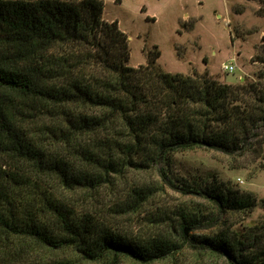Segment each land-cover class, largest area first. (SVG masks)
<instances>
[{"label":"trees","instance_id":"obj_1","mask_svg":"<svg viewBox=\"0 0 264 264\" xmlns=\"http://www.w3.org/2000/svg\"><path fill=\"white\" fill-rule=\"evenodd\" d=\"M104 5L0 0V264H118L120 258L153 264L176 258L185 243L200 251L197 264H264L260 227L188 237L185 231L202 218L185 209L159 220L170 231L137 234L79 212L54 191V181L69 190L96 189L114 182L112 174L161 160L168 176L172 151L231 152L264 125V82L235 85L208 71L173 73L153 49L146 64L133 66L129 36L117 20L103 19ZM258 13L264 16V7ZM258 59L264 64V55ZM30 103L52 107L61 119L56 128L41 129L55 145L28 129L26 121L35 118L24 112ZM181 186L221 211L252 206L231 188ZM151 192L135 187L131 196L144 204Z\"/></svg>","mask_w":264,"mask_h":264},{"label":"rangeland","instance_id":"obj_2","mask_svg":"<svg viewBox=\"0 0 264 264\" xmlns=\"http://www.w3.org/2000/svg\"><path fill=\"white\" fill-rule=\"evenodd\" d=\"M103 19L117 20L129 36L130 64L147 63L150 49L161 51L158 63L167 71L190 74L194 70L210 72L222 83L240 84L245 81L264 82V64L258 57L264 55V16L258 13L261 0H103ZM228 3V4H227ZM227 5V11H226ZM185 14H188L187 17ZM230 31L233 33L232 39ZM237 39L235 42L234 40ZM235 42V43H234ZM237 49V51H236ZM234 52H236L234 56ZM233 63L232 72L223 69ZM33 105L36 108H33ZM24 112L37 139L51 146L55 137L44 134L47 124L51 129L61 122L52 107L30 103ZM57 120V121H56ZM56 121V122H55ZM249 142L231 152L209 147H193L172 151L170 174L161 160L150 168H126L123 175L112 174L114 182L99 188L69 190L54 181V191L75 204L79 212L91 213L111 221L123 230L134 233L171 228L163 215L176 216L178 210H191L201 215L202 221L185 232L220 235L244 234L264 229V125L255 131ZM51 144V145H50ZM53 147V146H52ZM54 147H59L56 145ZM116 177V178H114ZM171 178V181H170ZM178 178L180 180H178ZM184 178L185 180H182ZM188 181L198 187L220 186L234 193H244L252 206L232 211H221L211 199L196 192H185L181 183ZM151 190L144 204L131 195L133 188ZM154 190V192H153ZM206 216L215 215L213 219ZM260 237V235H258ZM63 255V254H60ZM206 257V255H205ZM206 261V260H205ZM200 251L183 244L176 258L153 264H197ZM99 264V263H85ZM118 264H140L120 258Z\"/></svg>","mask_w":264,"mask_h":264},{"label":"built area","instance_id":"obj_3","mask_svg":"<svg viewBox=\"0 0 264 264\" xmlns=\"http://www.w3.org/2000/svg\"><path fill=\"white\" fill-rule=\"evenodd\" d=\"M235 68H236V65L233 64V63H230V64H224V66H223V69L226 70V71H228V72H232V71H234Z\"/></svg>","mask_w":264,"mask_h":264},{"label":"crops","instance_id":"obj_4","mask_svg":"<svg viewBox=\"0 0 264 264\" xmlns=\"http://www.w3.org/2000/svg\"><path fill=\"white\" fill-rule=\"evenodd\" d=\"M227 4H228V3H227ZM226 11H227V5H226ZM187 15H188V14H185L186 17H187ZM230 37H231V39H232V37H234V36H233V33H231V31H230ZM234 41L236 42L237 39H235ZM235 42H234V43H235ZM236 51H237V49H236ZM237 52H238V51H237ZM235 53H236V52H234V56L237 54V53H236V54H235Z\"/></svg>","mask_w":264,"mask_h":264}]
</instances>
